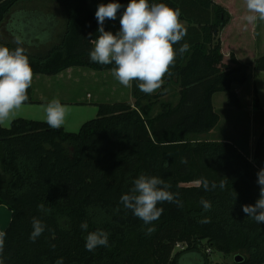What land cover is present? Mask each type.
Listing matches in <instances>:
<instances>
[{
  "label": "trees",
  "instance_id": "trees-1",
  "mask_svg": "<svg viewBox=\"0 0 264 264\" xmlns=\"http://www.w3.org/2000/svg\"><path fill=\"white\" fill-rule=\"evenodd\" d=\"M107 1L122 5L120 15L130 2ZM226 1L231 7L222 4ZM36 2L62 9L66 25L61 30L56 13L44 14L51 24L49 32L54 29L53 39L50 35L45 40L50 42L43 45L19 42L29 50L25 54L33 76L53 77L70 68L111 71L114 65L96 64L89 58L99 25L88 0H0V26L11 17L16 33L24 13L18 8ZM149 3L181 10L187 35L180 43L190 45L182 57L177 56L161 90L148 95L133 81V102L99 104L97 117L84 123L78 133L25 119L14 120L10 128L0 126V205L11 212L3 231L7 234L4 264H56L61 257L64 264H209L207 249L243 258L234 264H264V223L242 210L259 199L257 173L264 168V126L252 157L230 141L203 138L220 121L213 105L215 94L226 93L228 104L241 108L233 85L247 82L250 66L242 63L241 54L255 60L256 71L264 72V55L257 56L255 22L235 24L230 10L248 15L245 0ZM104 28L109 31L108 19ZM0 46L17 47L3 42ZM172 83L180 88L178 103H160ZM27 94L25 104L33 103L32 84ZM157 105L161 111L154 115ZM140 174L170 184L169 191L179 194L183 207L158 204L163 214L153 225H144L120 203ZM204 180L209 182L207 191ZM202 198L211 202L210 211H203ZM41 203L51 212L41 211ZM34 217L46 228L31 242ZM205 217L210 222L201 223ZM84 221L88 232L104 229L109 233V247L85 249L87 232L80 227ZM150 226L156 230L146 235ZM178 243L187 248L174 253Z\"/></svg>",
  "mask_w": 264,
  "mask_h": 264
},
{
  "label": "clouds",
  "instance_id": "clouds-1",
  "mask_svg": "<svg viewBox=\"0 0 264 264\" xmlns=\"http://www.w3.org/2000/svg\"><path fill=\"white\" fill-rule=\"evenodd\" d=\"M248 23L264 22V0H245ZM122 5L117 2L100 4L95 12L98 21V37L93 41L89 52L90 61L100 65H114L113 77L124 87H131L135 81L138 89L151 95L164 84L165 75H171L170 68L175 66L177 56L190 50V45L180 43L187 35V29L180 20L181 10L165 3H149V0H130L120 17V29L113 34L104 28L105 20H115ZM19 44V42H18ZM180 44L178 49L174 45ZM33 69L23 47L10 49L0 46V126H8L16 118L18 111L28 101V89L31 87ZM45 119L49 128L59 129L65 123L68 106L53 98L44 106ZM260 186L259 199L254 205H243L242 210L257 223H264V168L257 173ZM224 185L221 184L220 187ZM212 187L216 185L213 183ZM171 185L157 176L140 174L133 181L129 193L120 197L124 208L131 210L144 225H153L163 214L158 204L168 202L183 207L178 193L169 191ZM203 188L209 190V182L203 181ZM203 211L212 208L210 201L201 199ZM41 211L51 212L43 203L38 205ZM119 211V209H117ZM65 218H61V223ZM208 223L205 217L200 221ZM81 229L87 232L85 249L95 251L98 247H109V233L104 229L88 232V223L84 221ZM46 225L37 218L32 220V232L29 239L35 242L45 231ZM150 226L146 235L155 232ZM6 232L0 231V264H4L3 251ZM54 247V246H53ZM56 264H64L59 258Z\"/></svg>",
  "mask_w": 264,
  "mask_h": 264
},
{
  "label": "rangeland",
  "instance_id": "rangeland-1",
  "mask_svg": "<svg viewBox=\"0 0 264 264\" xmlns=\"http://www.w3.org/2000/svg\"><path fill=\"white\" fill-rule=\"evenodd\" d=\"M107 3H108L107 0L105 1L89 0L88 2L89 7L93 13L96 12L98 5L107 4ZM18 9L19 10L24 9V13L23 12L21 13V16L23 18H21L22 22H20L17 25L16 28L17 32L14 33L15 29L13 28V26H11L13 19L9 17L8 20L2 26H0V42L6 44L10 43L17 46H20L18 42H21L22 44L21 39H23V43L27 45H30L32 42H34L33 44H41V45L49 43L50 42L49 40L53 39L52 33L54 32V29H52L51 32H49V30L51 29V24L48 22L49 19H47L44 15L48 13H53V14L62 13L61 15L57 14V16L60 23L64 25L63 30L65 28L66 17L64 15V11L60 8L58 9L54 6H50L48 5V3L36 2L28 5L25 4V5H21ZM28 13L30 16H27ZM25 17L28 19L29 18L32 19L28 22H25L24 21ZM120 17L121 15L117 14L115 20H109V31H111L113 34L118 32L120 29ZM62 22L65 23L63 24ZM9 28L10 30H8ZM43 29H45V31H43ZM60 32L61 31L58 30L57 35H59ZM50 35H51L50 39L45 41ZM24 50L29 52V50L27 49ZM241 56L243 57L241 59L242 63L250 62L251 59L248 58L247 54L243 55L242 53ZM254 64L255 61L250 64L249 71L255 70ZM84 69L92 72V70L88 68H84ZM108 72H100V73L102 74ZM105 75H109V76H105ZM254 75H255L254 77L250 76V78L244 85H239V84L233 85L234 86L233 91L236 93L237 98L239 99L238 96H240L239 99L241 105L240 109L235 108L234 106L228 104V95H226V93H217L214 96L215 108L220 115V121L218 126L212 132H210L209 134L203 137L209 140L230 141L238 148H240L242 151L248 153L250 157H252L254 154L255 144L260 134L262 133L264 126V112L262 109H260L259 107L257 108L255 106V101H257V103H260L259 99H262L263 106L261 105L259 106L263 107L264 109V72L257 71L254 73ZM103 76H97L96 78L93 77L92 78L93 81H90L89 84H86V86L81 85L77 88L78 96L84 98L86 103L88 101V103L85 104L84 106H78V107L83 109L88 107V111H90V113L87 111L88 114H84L85 112L75 114V112H73L74 110L71 111L68 110L65 116V123L62 126L67 132L78 133L84 123L92 119H95L98 115L99 104H112L118 101L124 102L128 100L127 99L128 97H125L123 95L125 93L126 94L128 93L126 90L125 93H123V90L121 92L118 91L117 93L112 91L113 89H115L113 87L114 83L110 84L109 81L110 80L114 81L116 79L111 74V71L109 74H104ZM99 78L106 79L108 84L100 88L99 86L100 84L98 83ZM254 87L257 88L258 95L256 94V90L254 89ZM240 88L242 90H240ZM179 90L180 88L174 83L166 86V89L164 90V94L159 98L160 99L159 102L172 103L173 105H176L179 101ZM77 91H75V93ZM88 93L93 98L92 101L98 102L97 104L93 105L92 101L87 99L86 94ZM156 93L157 92H155L154 94ZM160 111H161L160 105H157L154 108L153 113L155 115L160 113ZM25 120H33V119H25ZM34 121H39V120H34ZM3 127L9 128L10 125ZM0 206L6 208L7 211H9V209L6 206L4 205H0ZM9 213L11 214L10 211ZM10 214L7 213L6 219L3 220L4 224H6L8 221L10 224L11 221ZM4 224L0 223V228H4L5 226ZM179 249L180 248H177L176 250L174 249V253L180 251ZM207 255L210 261L209 264H234L235 261L233 254L225 256L224 254L215 250H212L211 254L207 253Z\"/></svg>",
  "mask_w": 264,
  "mask_h": 264
},
{
  "label": "crops",
  "instance_id": "crops-1",
  "mask_svg": "<svg viewBox=\"0 0 264 264\" xmlns=\"http://www.w3.org/2000/svg\"><path fill=\"white\" fill-rule=\"evenodd\" d=\"M88 2H89V0H88ZM226 3H228V2L227 1L222 2V4L224 6L231 7V5H232L231 3L230 4H226ZM230 12H231V14L234 13L233 17H235V19H236L235 20L236 26H238V24L239 25H245L246 20L244 19V17L246 15H244V14L239 15V14L235 13L233 10H230ZM56 14H60V13H56ZM62 23L64 24L65 22H62ZM182 23H183V25H185L184 22H182ZM235 24H234V26H235ZM60 26H61V30H62L64 25L60 24ZM253 26L255 27V30L257 32V56L259 57V56L264 55V22L256 21ZM254 61L255 60H251L249 63L251 64ZM105 72H108V71H105ZM255 72H257V71L256 70L249 71L248 79L250 78V76L254 77ZM109 73H110V71L108 73H102V74L104 75V74H109ZM102 74L100 72H96V71H92V72L87 71L84 68H70V69L60 73L59 75L53 76V77H48V76H43V75H34L33 79H32L33 103L24 104L23 107L18 111L17 116L14 120H16V119H33V121L34 120H39L41 122L46 121L44 106L49 101H51L53 98L59 99L62 104L68 106L69 111L74 110L73 112H75V114L76 113H82V112H85L84 114H88L87 113L88 107H86L85 109L78 107V106H84L85 104L88 103V101L86 103L84 98H81L78 96V91H77L78 89L77 88L81 85L86 86V84H89L90 81H93L92 80L93 77L96 78L97 76H103ZM111 74H112V72H111ZM105 76H109V75H105ZM105 76H103V77H105ZM98 83L100 84L99 85L100 88L102 86H106L108 84V82L104 78H99ZM109 83L110 84L114 83L113 87L115 89H113L112 91H114L115 93H117L118 91L121 92L122 90H123V93H125V90L128 92L127 94L126 93L123 94L125 97H128L127 98L128 100H126L124 102H130V103L133 102V99L131 96V87L132 86L131 87H124L117 80H114V81L110 80ZM254 89L256 90V94L258 95L257 88L254 87ZM240 90H242V89L240 88ZM75 91H77V92L75 93ZM86 95H87L86 96L87 99L92 101L93 98L90 96V94L88 93ZM114 97H116V96H114ZM238 97L240 99V96H238ZM259 100H260V103H258V106H256V105L255 106L257 108L259 107L264 112L263 107H261V106H263V100L262 99H259ZM118 102H121V101H118ZM97 103L98 102H96V101H92L93 105L97 104ZM213 105L215 107L214 97H213ZM259 105H261V106H259ZM89 110H92V109H89ZM88 112L90 113V111H88ZM10 126H11V124H10ZM7 213L10 214L6 208L0 206V223L4 224L3 220L6 219ZM10 218H11V214H10ZM10 218H9V220H10ZM8 224H9V221L6 224H4L5 226L3 225L4 228H0V231H4L6 229L5 227H7Z\"/></svg>",
  "mask_w": 264,
  "mask_h": 264
},
{
  "label": "built area",
  "instance_id": "built-area-1",
  "mask_svg": "<svg viewBox=\"0 0 264 264\" xmlns=\"http://www.w3.org/2000/svg\"><path fill=\"white\" fill-rule=\"evenodd\" d=\"M177 248H180L179 250H183V249L187 248V245H185V244H183V243H178V244L176 245V247H175V250H176ZM206 252L209 253V254H211L212 251H211V249H207Z\"/></svg>",
  "mask_w": 264,
  "mask_h": 264
},
{
  "label": "water",
  "instance_id": "water-1",
  "mask_svg": "<svg viewBox=\"0 0 264 264\" xmlns=\"http://www.w3.org/2000/svg\"><path fill=\"white\" fill-rule=\"evenodd\" d=\"M235 261L237 262V261H241L243 258L241 257V256H235Z\"/></svg>",
  "mask_w": 264,
  "mask_h": 264
}]
</instances>
